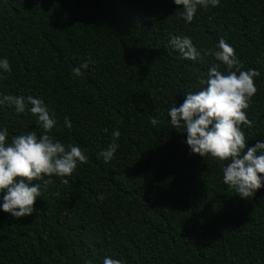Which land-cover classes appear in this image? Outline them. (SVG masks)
I'll return each mask as SVG.
<instances>
[{
    "label": "trees",
    "instance_id": "16d2710c",
    "mask_svg": "<svg viewBox=\"0 0 264 264\" xmlns=\"http://www.w3.org/2000/svg\"><path fill=\"white\" fill-rule=\"evenodd\" d=\"M182 11L174 0H0V59L11 65L0 96L26 103L23 113L0 105V130L9 143L41 135L27 97L42 99L57 121L50 135L88 157L67 185L33 181L43 194L32 215L0 207V264H264V186L241 198L223 182L228 161L191 154L168 115L201 90L197 76L220 63L203 52L223 38L243 70L260 72L242 130L248 147L264 142V0H220L190 23ZM173 36L190 37L201 58L169 55Z\"/></svg>",
    "mask_w": 264,
    "mask_h": 264
},
{
    "label": "clouds",
    "instance_id": "9594fccd",
    "mask_svg": "<svg viewBox=\"0 0 264 264\" xmlns=\"http://www.w3.org/2000/svg\"><path fill=\"white\" fill-rule=\"evenodd\" d=\"M183 11L180 16L192 22L198 8L219 6L220 0H174ZM169 55L178 52L187 60L201 58L190 37L173 36L169 42ZM220 63L208 70L206 77L197 76L198 84L203 86L195 93H188L184 102L169 109L170 123L176 130L187 133L186 143L191 154L201 157L211 156L218 161H228L223 167V182L241 198H252L264 186V142L257 141L248 147L242 128L251 129V121L246 113L258 89L255 78L260 76L256 69L243 70L234 47L223 38L216 48L203 52ZM221 64L227 71L220 70ZM89 62L73 69L75 76H81V69H87ZM0 70L11 71L8 59H0ZM32 105L30 111L37 116V124L43 129L41 135L35 131L18 135L7 141L8 130H0V193L3 195V211L14 218L32 215L37 197H41L42 185L46 190L53 183V176L61 178L67 185L68 179L76 171L78 164L87 163L85 152L76 145L63 144L50 135L57 127V121L42 99L27 97ZM0 105L14 107L17 113L25 111L24 96H0ZM65 125L71 128V121L65 117ZM157 125L156 119L151 120ZM107 131V129H105ZM181 132V131H180ZM115 140L120 137L119 130L112 133ZM119 145L109 144L99 153L105 163L114 158ZM259 153V154H258ZM47 177V179L45 178ZM33 181H42L33 183ZM99 199H105L104 194ZM103 264H123L121 259L105 257Z\"/></svg>",
    "mask_w": 264,
    "mask_h": 264
}]
</instances>
